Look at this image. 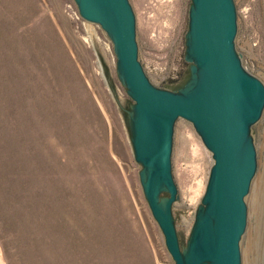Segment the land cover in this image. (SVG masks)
I'll return each instance as SVG.
<instances>
[{"label": "rangeland", "instance_id": "rangeland-1", "mask_svg": "<svg viewBox=\"0 0 264 264\" xmlns=\"http://www.w3.org/2000/svg\"><path fill=\"white\" fill-rule=\"evenodd\" d=\"M128 2L150 83L168 92L185 87L191 0ZM232 2L235 53L264 86L261 0ZM132 106L111 40L80 17L74 0H0V264H173L142 191L125 118ZM262 116L250 130L255 175ZM212 163L192 124L178 119L172 215L182 248ZM262 185L258 225L244 199L245 232L256 226L253 264H264Z\"/></svg>", "mask_w": 264, "mask_h": 264}, {"label": "water", "instance_id": "water-1", "mask_svg": "<svg viewBox=\"0 0 264 264\" xmlns=\"http://www.w3.org/2000/svg\"><path fill=\"white\" fill-rule=\"evenodd\" d=\"M80 17L112 42L119 79L133 101L125 116L140 181L173 264H240L246 228L244 199L256 172L251 126L261 117L264 86L234 50L232 0H191L185 59L190 79L176 92L155 88L138 57L135 16L128 0H74ZM191 123L212 155V166L189 238L182 248L172 208L174 126Z\"/></svg>", "mask_w": 264, "mask_h": 264}, {"label": "bare ground", "instance_id": "bare-ground-1", "mask_svg": "<svg viewBox=\"0 0 264 264\" xmlns=\"http://www.w3.org/2000/svg\"><path fill=\"white\" fill-rule=\"evenodd\" d=\"M261 4H262V10H263V14H262L263 20L261 21L262 25H263V27H262V29H263V36H262L263 41L262 42L264 44V0H261ZM258 69H259L260 74L264 76L263 66L262 65L259 66ZM263 110H264V107H263ZM262 113H263V116H262V121L260 124V130H259V142H260V150H261V155H262V159L260 162V170L257 173V175H255V178L251 181L249 192L247 194L248 196L246 195L247 196L246 200L248 201V204H249L248 206L250 208V215H251V217H253L255 219V223H256L257 217H258V214H257L258 211L256 210V206L258 205L257 199H258V195H260L259 192L263 186L262 184L264 183L263 182V180H264V178H263L264 177V111H262ZM257 222H259V221H257ZM256 224L258 225V223H256ZM254 227H256V226H254ZM254 227L250 226L246 232L244 231L246 233V237H245V246L243 247L244 248L243 250L245 252V256H243L245 258H244V260H242L243 264H253V261L251 262L249 255L251 254V249L254 246V244L252 246L254 229H255ZM256 231L257 230H255V232ZM256 233H255V235H256ZM254 238H255V236H254Z\"/></svg>", "mask_w": 264, "mask_h": 264}, {"label": "built area", "instance_id": "built-area-1", "mask_svg": "<svg viewBox=\"0 0 264 264\" xmlns=\"http://www.w3.org/2000/svg\"><path fill=\"white\" fill-rule=\"evenodd\" d=\"M87 23H89V22H87ZM93 24V23H92Z\"/></svg>", "mask_w": 264, "mask_h": 264}]
</instances>
